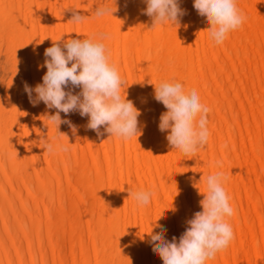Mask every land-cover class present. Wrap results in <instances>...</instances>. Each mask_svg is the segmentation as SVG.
Masks as SVG:
<instances>
[{"label": "bare ground", "instance_id": "bare-ground-1", "mask_svg": "<svg viewBox=\"0 0 264 264\" xmlns=\"http://www.w3.org/2000/svg\"><path fill=\"white\" fill-rule=\"evenodd\" d=\"M179 2L187 13L180 26L152 28L145 0H0V45L10 43L2 83L12 74L0 101V264H163L148 234L158 223L178 240L203 210L202 177L217 171L228 177L234 239L207 264H264V0H237L247 19L222 45L194 0ZM101 5L117 11L96 18ZM73 8L88 19L70 22ZM97 33L110 35V62L126 81L121 95L142 113V134L129 140L104 126L97 135L79 112L60 113L76 131L62 123L59 133L49 120L57 110L34 105L25 91L43 83L54 41ZM161 81L195 89L211 109L209 142L195 156L173 150L159 130ZM45 139L68 151L47 152ZM141 189L153 193L147 206L130 197Z\"/></svg>", "mask_w": 264, "mask_h": 264}, {"label": "clouds", "instance_id": "clouds-1", "mask_svg": "<svg viewBox=\"0 0 264 264\" xmlns=\"http://www.w3.org/2000/svg\"><path fill=\"white\" fill-rule=\"evenodd\" d=\"M145 2L147 7L144 11L153 19L152 28L166 23L180 26L181 18L187 14L179 0ZM193 7L201 17L206 18L210 25L207 29L209 36L215 45H222L247 19L238 8L237 0H194ZM76 9H72L73 16L69 21L82 24L88 16L81 15ZM116 11V6L114 9L101 5L94 10V16H114ZM108 39V33H97L83 39L69 38L62 45L54 41L44 53L47 72L42 78L43 83L34 90L25 84L30 102L34 105L43 102L49 109L57 110L49 116V120L59 133L62 123L69 124L76 131L71 121L63 120L60 113L79 112L81 117L89 118L87 127L99 136L104 135L100 131L101 126L110 137L125 140L142 134L138 120L142 113L131 100L121 95L126 81L116 65L110 62V54L104 43ZM69 84L73 88H81V92L73 94L65 91ZM154 86L155 100L167 109L160 116L159 130L168 132L166 139L173 150L185 156H195L209 142L208 115L211 109L201 102L195 89L186 90L178 81H161ZM33 91L36 93L35 99ZM44 149L49 153L57 150L66 152L68 146L54 145L45 139ZM202 178L206 190L201 192L197 188L204 197L200 202L203 210L187 221L188 227L181 237L167 240L166 229L158 223L154 228L158 227L160 231L153 228L148 234V243L163 264H207L208 260L226 250L234 239L233 229L226 219L234 215L224 187L228 177L223 171H217ZM129 192L138 204L147 206L151 203L153 193L150 190Z\"/></svg>", "mask_w": 264, "mask_h": 264}, {"label": "rangeland", "instance_id": "rangeland-1", "mask_svg": "<svg viewBox=\"0 0 264 264\" xmlns=\"http://www.w3.org/2000/svg\"><path fill=\"white\" fill-rule=\"evenodd\" d=\"M10 43H5L2 47L0 45V49L2 50L1 51V55H0V101H1V97L4 95V94H9L10 92V81H11V76L12 74L9 73L8 76H7V80L5 81V83L3 84L2 83V80H3V76H4V72H3V62L5 61V56L3 55V53L5 51H7L9 48H10ZM6 49V50H5ZM3 61V62H2ZM4 128H5V114L4 112L1 110L0 108V134L2 135L3 134V131H4Z\"/></svg>", "mask_w": 264, "mask_h": 264}]
</instances>
